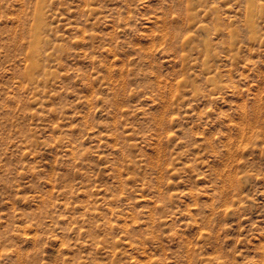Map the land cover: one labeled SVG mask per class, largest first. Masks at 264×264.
<instances>
[{
    "label": "rangeland",
    "instance_id": "obj_1",
    "mask_svg": "<svg viewBox=\"0 0 264 264\" xmlns=\"http://www.w3.org/2000/svg\"><path fill=\"white\" fill-rule=\"evenodd\" d=\"M0 264H264V0H0Z\"/></svg>",
    "mask_w": 264,
    "mask_h": 264
},
{
    "label": "bare ground",
    "instance_id": "obj_2",
    "mask_svg": "<svg viewBox=\"0 0 264 264\" xmlns=\"http://www.w3.org/2000/svg\"><path fill=\"white\" fill-rule=\"evenodd\" d=\"M251 24H253V23H251ZM33 32H34L33 33V44H34V46H33V49L31 51V54L29 55V59L31 61V64L33 65V68H34L33 70L37 71L38 73H43V72H40L41 71V60H42L41 59L42 53L40 50L42 48V43H43V37L41 36L40 26H35V28L33 29ZM42 68H43V66H42ZM32 73H33L32 77H34L35 72H32Z\"/></svg>",
    "mask_w": 264,
    "mask_h": 264
}]
</instances>
